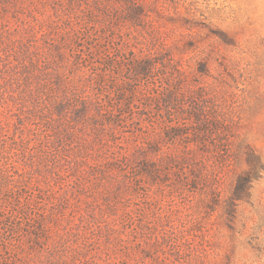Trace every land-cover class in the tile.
Here are the masks:
<instances>
[{"label": "rangeland", "instance_id": "obj_1", "mask_svg": "<svg viewBox=\"0 0 264 264\" xmlns=\"http://www.w3.org/2000/svg\"><path fill=\"white\" fill-rule=\"evenodd\" d=\"M4 164L0 264H264V0H0Z\"/></svg>", "mask_w": 264, "mask_h": 264}, {"label": "trees", "instance_id": "obj_2", "mask_svg": "<svg viewBox=\"0 0 264 264\" xmlns=\"http://www.w3.org/2000/svg\"><path fill=\"white\" fill-rule=\"evenodd\" d=\"M137 74H138V75H142L143 72L141 73V72L138 71ZM5 165H6V164H4L3 166H1L0 169H4V168H5ZM14 194H16V192H14Z\"/></svg>", "mask_w": 264, "mask_h": 264}]
</instances>
